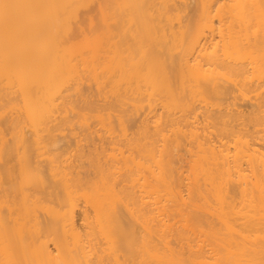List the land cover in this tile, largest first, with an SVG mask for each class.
I'll use <instances>...</instances> for the list:
<instances>
[{
	"label": "bare ground",
	"instance_id": "1",
	"mask_svg": "<svg viewBox=\"0 0 264 264\" xmlns=\"http://www.w3.org/2000/svg\"><path fill=\"white\" fill-rule=\"evenodd\" d=\"M93 10L102 33L124 34L112 54L91 37ZM99 49L109 53L102 59ZM106 74L119 78V106L149 111L131 138L119 116L125 139L90 150L91 171L80 176L66 150L44 157L45 147L72 122L68 91L86 78L101 93ZM156 93L169 99L163 114L154 111ZM237 94L255 99L247 120ZM5 115L0 264H264V0H0ZM182 146L193 207L173 165ZM187 204L200 211L175 228L181 220L170 213ZM174 230L186 253L172 246Z\"/></svg>",
	"mask_w": 264,
	"mask_h": 264
},
{
	"label": "rangeland",
	"instance_id": "2",
	"mask_svg": "<svg viewBox=\"0 0 264 264\" xmlns=\"http://www.w3.org/2000/svg\"><path fill=\"white\" fill-rule=\"evenodd\" d=\"M188 1L190 2L191 0H188ZM92 12H93L92 16H95L94 17V26H95L94 28H95L96 33H94V35H91V37L92 38H98V39L101 38L103 41V44H104V47L102 46V48H106V51L110 52L111 48H114V46H115L114 42H119L120 40H122V37H124V34L121 33V34H116L115 36H109L105 33H102L101 32L103 29L102 18L100 17L99 13L97 14V12L95 10H93ZM108 22L112 23L113 21L109 20ZM127 38L129 40V42L133 39L132 35H128ZM79 39H82V37H80ZM123 47H125V45ZM100 50L101 49H99V51ZM106 51L101 50L99 57H101L103 59V57H105V56H103V55L101 56V54H104V52H106ZM109 52H106V53H109ZM106 53H105V55H107ZM112 53L113 52H110V54H112ZM108 76H109V74H106L104 76L105 82L100 85L102 90H103V92H101V93L98 91V85H96L94 80H91V79L85 80L86 79L85 77H84L85 79H83V81H82L83 84L82 85L80 84L78 91L77 90L68 91V93H67L68 98H71V96H72V98L75 100L74 105L76 106V108L74 109L75 113L72 111L73 113L70 114L72 122L63 126L65 129L62 133H61V131L56 132V133H58L57 135H59V132H60V134H63L62 136L59 135L60 137H59V140L57 141V143H55L54 145H46V147H45L46 154L44 155V157H47L49 151L52 152V154H55V153H59L63 150H66L64 158L70 157V159L72 161H74L75 164L80 165L79 167L76 168L77 171L80 172V176H84L87 171H89V172L91 171L90 167L88 166V155H89L90 150H93L95 147L101 148L104 145H107L106 139H107V137H110V136L115 137L116 140L117 139L118 140H121V139L124 140L125 139V137H124L125 135H122L124 132L122 131L121 126L118 122L119 116L122 115L123 119L125 118V123H126L127 128L124 130H127L128 134L126 132L125 133L128 135V137L131 138V137H136L138 135V133L141 132L142 129H139V125L141 122L140 120H142L145 117L146 113L149 111V108H147V111H146V107H148V106H146L145 112L143 110L144 108L140 110V111L143 110L144 115L142 113L138 114V112H136V109H133V105H132L133 103L132 104L130 103L132 105V107H131V105L129 104L128 101L130 100V102H133V100H131V98L136 97V95H137L136 93H133L131 90H129L126 93L127 97H129V96L131 97L130 99H127L128 103L124 104V106L122 105V107L119 106V104H120L119 103L120 100H118L119 97L117 95H115V93H114V81L119 79V78H117V77L108 78ZM108 79L110 80V82ZM144 90H145V88H144ZM123 92H124L123 89H121L120 92H118V93L122 94ZM146 92H148V91H146ZM248 96H253V94L251 93ZM151 98L153 100H156V103L154 104V108H155L154 111L155 112L157 111V113L160 112L161 114H163L162 106L167 104L169 99L166 98L164 93H156L153 96H151ZM70 100L72 101V99H70ZM86 100L87 101L88 100L89 101L90 100L95 101L96 103L94 105H96L97 110L81 109V106L83 107L84 105H86L85 104ZM232 100H233L232 97L229 98V101H232ZM208 101L211 102L212 104L216 103V102L217 103L223 102L218 98L217 99L216 98H213V99L210 98V99H208ZM125 102H126V100H125ZM147 102L148 101L146 100V102L144 104L146 105ZM182 102H184V100L181 98L179 100V104H181ZM236 102L238 105L241 103L240 104L241 107H239V108L240 109L242 108L243 110L242 109L241 110L245 112V113L242 112V113H244V115L241 114L242 116H241L240 121L243 120L242 118L247 120V118L250 116L249 113L252 110V108L250 107V102H255V99L253 98L252 100H250V98H248V97H244L242 95L237 94ZM113 103H115L116 106H111ZM224 103H226V102L224 101ZM163 108H164V106H163ZM124 109L125 110L127 109V110L124 112ZM181 110H180V108H179V110L177 108L175 110V115L177 114L180 116ZM99 113H101V114H99ZM77 114H79V116ZM105 114L108 115L107 117H105V120L108 119V121H100V122H103L106 124H102L99 121H97V116H102V115L105 116ZM110 114L112 115L111 118H110ZM9 115H10V113H9ZM6 119H9L8 115L1 117V119H0V126L1 127L4 126L3 121ZM109 120H110V123H109L110 125L107 124L109 122ZM249 124H252V123L249 122ZM102 125L104 127L107 125L106 127L108 128V130L111 132V130L113 129L112 130L113 132L107 133L108 132L107 128H104ZM88 127H90V130L92 131V133H90V134L87 133ZM3 128L5 129V127H3ZM105 129H106V132L104 131ZM210 130L214 131L215 128L214 129L211 128ZM7 139L10 140V134L7 135ZM102 140L105 142L101 146ZM77 145L82 146V153L84 154L81 161L78 160L79 163L75 160L78 158L77 155L79 154V152L76 151V149L79 148ZM75 146H77V147H75ZM108 146H110L108 152H112V146L111 145H108ZM186 148L187 147L182 146L179 149L178 154L176 156V161H174L173 165L176 166L177 169L181 171V173L179 172V174H178V175H180V178L182 175H183L182 178L184 177L183 179L181 178L182 179L181 181L183 183L180 186V188H182V190L184 192V196H185L187 203H189L193 207V202L197 199H195V195L193 196L191 194V191L189 192L188 188H187L188 187L187 182H189L187 177H188V175L191 174V171L188 170L190 165L187 161L189 158V154L186 152ZM13 163H14V160L9 162V165H13ZM185 183H186V185H185ZM237 194H238V192L235 191V195H237ZM238 196H239V194H238ZM170 204H169V206H170ZM189 204H187L188 207L182 205L183 206V207H181L182 213L178 210H176V211L173 210L172 213H170L169 217L170 218L173 217L172 218L173 222L175 220H181V222L174 225L175 228L181 226V224L184 222L182 219H186L185 220V223H186V221L189 220V218L194 214V212L200 211V210H195V209L193 210V208H191V206H189ZM85 213H88V211L85 210V207L83 204L82 207L77 212L78 224L80 226H83L86 224L85 219H84ZM40 215H41V219H43L46 216L42 212L40 213ZM216 227H217V225H216ZM172 233H173V235H171L169 238V240L172 242V246L179 248L181 245H183V247H184L183 251L186 253V251H187L186 242L187 241H184V243L179 242L178 235L175 233V230ZM206 249H208V248L206 247Z\"/></svg>",
	"mask_w": 264,
	"mask_h": 264
}]
</instances>
